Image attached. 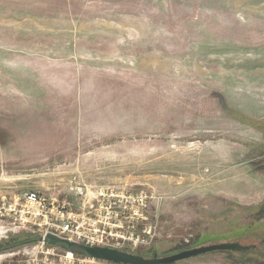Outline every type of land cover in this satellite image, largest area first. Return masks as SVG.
I'll list each match as a JSON object with an SVG mask.
<instances>
[{
  "label": "rangeland",
  "instance_id": "374dc122",
  "mask_svg": "<svg viewBox=\"0 0 264 264\" xmlns=\"http://www.w3.org/2000/svg\"><path fill=\"white\" fill-rule=\"evenodd\" d=\"M31 191L101 220L141 194L115 230L148 243L119 249L238 241L259 259L173 264H264V0H0V206ZM8 220L0 252L44 260L42 228Z\"/></svg>",
  "mask_w": 264,
  "mask_h": 264
},
{
  "label": "built area",
  "instance_id": "2783aa9c",
  "mask_svg": "<svg viewBox=\"0 0 264 264\" xmlns=\"http://www.w3.org/2000/svg\"><path fill=\"white\" fill-rule=\"evenodd\" d=\"M110 196L120 198L119 202L120 206L122 204L123 210L121 214L107 211L103 220L95 219L86 214L67 213L65 204L55 205L53 202H47L35 191L23 194L20 200H16L8 206L3 203L0 206V215L7 216L10 219L9 226L14 229L30 230L33 225L42 228L43 235L41 237H44L47 233H53L59 237L88 246H104L116 249H119L122 244L132 245V250L146 245L148 242L139 236L134 238L133 232L126 231L127 235H131L125 237V234H119L115 230L122 227L120 224L121 218L125 217L124 214L127 211L134 210V214H138V208L144 204V197L141 194L136 196L110 194ZM39 243V247L42 249L41 253L45 255L43 256L44 260L38 259V255L33 252V248L23 251L10 250L11 253L1 251L0 260L5 259L3 262H6V264H48L49 254L61 256L55 247L49 246L43 241H39ZM47 247H51L52 250ZM69 255L72 256V253H69ZM9 258L10 260L7 262Z\"/></svg>",
  "mask_w": 264,
  "mask_h": 264
},
{
  "label": "water",
  "instance_id": "95a60500",
  "mask_svg": "<svg viewBox=\"0 0 264 264\" xmlns=\"http://www.w3.org/2000/svg\"><path fill=\"white\" fill-rule=\"evenodd\" d=\"M38 241H43L49 246L65 250L69 253L89 257L92 259L102 260L115 264H173L175 262L195 257L198 255L215 252V251H246L255 245H244L238 241L217 242L207 245H200L183 249L175 253L164 256L153 255L145 257L125 250L109 248L104 246H88L85 244L70 241L66 238L59 237L53 233H47L40 237Z\"/></svg>",
  "mask_w": 264,
  "mask_h": 264
},
{
  "label": "trees",
  "instance_id": "16d2710c",
  "mask_svg": "<svg viewBox=\"0 0 264 264\" xmlns=\"http://www.w3.org/2000/svg\"><path fill=\"white\" fill-rule=\"evenodd\" d=\"M251 210L253 212V215H252L253 220L255 222L260 221L259 224L261 222L264 223V201L261 202L260 204L256 205V206H253ZM259 224L257 226H259ZM250 226H252V224ZM263 240H264V237L262 238L261 241H263ZM195 246H197V245H195V242H193L187 246H183V245L180 246L178 250L186 249L187 247H189V248L195 247ZM256 250H257L256 247H250L248 250L241 251V252H237V251H215V252H221V253H225V254L229 255V257H230L229 260L234 262V263H239V260H240L239 258H241V260L244 263H251V262L254 263V262H256L255 258L259 259V257L255 255V252H257ZM138 255L148 257V255H143V254H139V253H138Z\"/></svg>",
  "mask_w": 264,
  "mask_h": 264
},
{
  "label": "crops",
  "instance_id": "0c3cea01",
  "mask_svg": "<svg viewBox=\"0 0 264 264\" xmlns=\"http://www.w3.org/2000/svg\"><path fill=\"white\" fill-rule=\"evenodd\" d=\"M4 220H7V219H4ZM3 220V221H4ZM7 225L9 226L10 225V221L8 220V222H7ZM23 230H25V231H29V230H27V229H23Z\"/></svg>",
  "mask_w": 264,
  "mask_h": 264
}]
</instances>
